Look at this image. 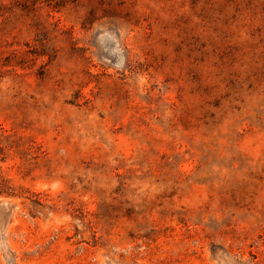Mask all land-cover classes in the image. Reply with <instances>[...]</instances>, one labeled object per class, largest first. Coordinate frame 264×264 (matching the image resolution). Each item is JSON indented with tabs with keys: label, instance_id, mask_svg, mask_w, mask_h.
<instances>
[{
	"label": "rangeland",
	"instance_id": "rangeland-1",
	"mask_svg": "<svg viewBox=\"0 0 264 264\" xmlns=\"http://www.w3.org/2000/svg\"><path fill=\"white\" fill-rule=\"evenodd\" d=\"M0 264H264V0H0Z\"/></svg>",
	"mask_w": 264,
	"mask_h": 264
}]
</instances>
